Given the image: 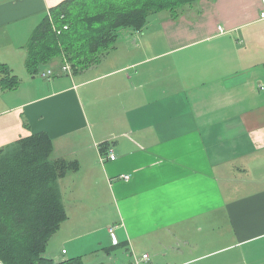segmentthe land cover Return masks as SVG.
I'll return each instance as SVG.
<instances>
[{
  "label": "crops",
  "instance_id": "obj_1",
  "mask_svg": "<svg viewBox=\"0 0 264 264\" xmlns=\"http://www.w3.org/2000/svg\"><path fill=\"white\" fill-rule=\"evenodd\" d=\"M63 1L0 0V64L20 79L0 87V149L46 133L79 165L46 256L88 264L115 237L129 264H264V0L160 13L97 66L32 76L26 46Z\"/></svg>",
  "mask_w": 264,
  "mask_h": 264
},
{
  "label": "trees",
  "instance_id": "obj_2",
  "mask_svg": "<svg viewBox=\"0 0 264 264\" xmlns=\"http://www.w3.org/2000/svg\"><path fill=\"white\" fill-rule=\"evenodd\" d=\"M200 1L65 0L51 8L33 31L26 46V69L37 76L55 63L68 62L73 73L86 71L116 48L120 33L141 32L160 13L177 20L184 8ZM19 84L9 66L0 64L1 89L12 91ZM53 150L46 133L0 149L3 264H87L84 257L56 262L46 256L50 240L68 218L59 182L79 169L76 161L55 159ZM114 247L122 249L119 244Z\"/></svg>",
  "mask_w": 264,
  "mask_h": 264
},
{
  "label": "rangeland",
  "instance_id": "obj_3",
  "mask_svg": "<svg viewBox=\"0 0 264 264\" xmlns=\"http://www.w3.org/2000/svg\"><path fill=\"white\" fill-rule=\"evenodd\" d=\"M66 65L70 66V64L68 62L64 63V65H62V66H66ZM62 66H60V67H62ZM71 71H72V74H74L73 70H71ZM109 257H111L113 259L112 262H110ZM127 257H126V254L123 250L117 248L110 255L103 252V254L91 256L89 258L90 263H88V264H101L102 262H104V264H129L130 259Z\"/></svg>",
  "mask_w": 264,
  "mask_h": 264
},
{
  "label": "built area",
  "instance_id": "obj_4",
  "mask_svg": "<svg viewBox=\"0 0 264 264\" xmlns=\"http://www.w3.org/2000/svg\"><path fill=\"white\" fill-rule=\"evenodd\" d=\"M261 18L264 19V12L261 14ZM65 29H67V27H65ZM61 69H62V71L64 73H68V74L72 75V71H71L72 68L70 66H68V65L62 66ZM40 76L45 78V79H50V78H52L54 76V70L51 69V68H48V69L42 71L40 73ZM109 158L111 160H115L116 157L114 155H110ZM113 237H114V235H113ZM113 243H114V245H118L119 244V242L117 241V239H115V237L113 238ZM149 261H150V257L147 254V255H143L141 257V259L135 258L133 264H142L143 262H149ZM0 264H2L1 261H0Z\"/></svg>",
  "mask_w": 264,
  "mask_h": 264
}]
</instances>
